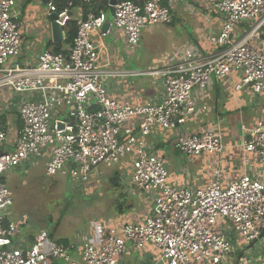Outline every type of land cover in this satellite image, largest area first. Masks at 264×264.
<instances>
[{
	"label": "built area",
	"instance_id": "obj_1",
	"mask_svg": "<svg viewBox=\"0 0 264 264\" xmlns=\"http://www.w3.org/2000/svg\"><path fill=\"white\" fill-rule=\"evenodd\" d=\"M65 1L62 11L51 1L46 5V16L56 15L62 30L73 20L69 15L73 2L83 8L95 0ZM204 1L221 21L219 33L206 38L214 53L202 57L185 49L178 62L143 74L100 66L92 37L109 23L108 32H121L132 53L140 47L143 29L171 23L163 0L109 5L111 22L104 11L81 14L67 54L43 51L35 66L18 63L21 25L16 0H0V91L25 97L18 106L22 128L13 150L0 154V264H119L128 246L143 250L147 245L160 253L156 264H226L259 240L264 230V122L242 129L241 165L256 163L258 177L245 173L232 180L221 172L219 159L204 188L174 186L162 158L148 147V137L157 129L174 132L175 150L184 156L220 158L224 152L220 134L184 131L197 113L193 91L205 93L235 74L236 93L264 94V0ZM142 75L162 77L160 101L132 105L113 98L103 85L106 77ZM6 141L0 125V147ZM43 156L46 177H68L83 191L104 180V170L125 160L130 168L127 185L152 197L151 214L140 223L109 229L100 244L81 238L65 245L44 230L30 241L21 235L24 216L10 219L13 201L4 180L10 170Z\"/></svg>",
	"mask_w": 264,
	"mask_h": 264
},
{
	"label": "crops",
	"instance_id": "obj_2",
	"mask_svg": "<svg viewBox=\"0 0 264 264\" xmlns=\"http://www.w3.org/2000/svg\"><path fill=\"white\" fill-rule=\"evenodd\" d=\"M43 1L16 0V10L21 25V49L18 57V62L21 66H35L41 52L46 50L51 51L56 46H59L61 50H65L64 41L67 30H63L62 42L54 43L49 17L46 16L47 7ZM50 1L52 2V0ZM179 4L180 2L176 3V0H166L165 5L171 13V25L175 23V12ZM41 6L45 8L43 9ZM192 6H194L193 9H183L182 11V13L190 17V25L192 26L191 35L186 34L184 37L177 36L174 35V32L164 29V33L171 43V54H166L162 59L153 57L152 55L150 58L145 56L142 61H137V56L132 57L127 50L123 34L114 30H109L108 32V29H105L95 33L92 37L98 50L99 65L109 71L118 70L150 74L181 60L185 49H191L202 57L214 53L215 48L206 42V38L219 33L221 21L218 16L210 12L204 0H195ZM83 10L84 8L76 5L72 11L75 15L73 19L79 20L81 14H83ZM106 14H108V22H111V13L108 12ZM157 41H159V38H157ZM148 50H150V47ZM132 59L135 62L137 61L135 67L137 65L145 67L134 68L132 70L130 67ZM143 77L148 79L138 82L132 81V79ZM136 78L106 77L103 79V85L113 98L127 101L132 105H143L150 101L157 102L163 98L164 84L162 77L158 75H142ZM238 79V75L232 74L224 83L212 84L205 93H199L197 90L193 91L192 95L197 105V113L185 124L184 131L189 134H196L201 130H208L220 134L224 152L220 158L207 154L204 157H190L195 158L194 161L202 160L200 164L202 169L200 171H193L194 173L188 174L187 170L183 167L177 168L175 172L166 170L168 182L171 185H186L192 190L204 188L213 178L214 170L217 167L216 163L219 159L221 161L219 166L221 172L232 180L240 178L245 173L252 176L255 175L254 177L259 176L256 163L252 162L248 168H244L241 165V157L243 156L241 144L243 128L252 127L257 121L264 122V94L254 95L246 90L236 93L235 87ZM23 99L25 97L12 92L0 91V125L7 134V141L0 147V154L13 150L14 141L22 128L18 106ZM147 141L151 151L162 158L164 167L168 164V160L172 162L170 159V157L173 159L171 153L172 151L177 152L175 150L174 132L154 129L151 131ZM43 157L47 161V157ZM32 165L33 163L24 164L14 172L24 171L26 173L30 167H33ZM168 165H172V163ZM121 177V173H119L120 184L122 185L123 182L125 190V196L123 194L124 198L133 197V193L142 194L148 203L146 206L136 205L130 201V205L132 206L128 204L129 206L125 209L123 208L122 201L116 202L115 214L109 215L108 218L90 221L85 229L77 231L74 234L72 240L69 241L64 237H54L51 233L52 239L65 245L75 244L81 238H86L92 244H100L109 229H119L125 224L140 223L149 217L154 205L152 197L147 200L146 193L134 192L127 183L125 184ZM127 177L129 178V175ZM37 233L28 232L24 234V237L31 241ZM73 257L76 258V254H73ZM159 257V251L152 246L147 245L141 251H135L131 246H128V252L121 256L119 264H128L126 259L130 264H156ZM226 264H264V230L257 242L251 244L246 250L237 252L235 259L230 260Z\"/></svg>",
	"mask_w": 264,
	"mask_h": 264
},
{
	"label": "rangeland",
	"instance_id": "obj_3",
	"mask_svg": "<svg viewBox=\"0 0 264 264\" xmlns=\"http://www.w3.org/2000/svg\"><path fill=\"white\" fill-rule=\"evenodd\" d=\"M177 2H180V4L175 12L174 25H157L141 31L140 47L130 53L132 57L137 56V61H142L145 56L150 58L151 55L162 59L163 56L170 53L171 43L166 37L164 29L174 32V35L177 36L184 37L186 34H192L190 17L182 11L183 9H193L192 4L195 0H176ZM186 4L188 5L186 6ZM41 7L45 8L44 6ZM157 38H159V41H157ZM149 47L150 50H148ZM137 61L135 62L134 59L130 61L132 70L145 67L142 65L135 67ZM146 79L148 78L143 77L132 79V81L138 82ZM171 154L173 159L170 157L172 162L168 160V164L172 163V165L167 164L168 166H165L167 171L172 170L175 172L177 168L183 167L190 174L194 173L193 171L202 169L200 165L202 160L194 161L195 158L174 151ZM204 156L205 154L201 155V157ZM45 161L44 157L39 159L26 173L10 170L6 174L5 184L13 201V206L8 212L10 213V219L11 217L15 219L24 215L27 226L21 231L23 237L25 233L44 230L48 234L52 233L54 237H64L70 241L73 239L74 234L85 229L90 221L108 218L109 215L115 214L116 202L122 201L125 209L131 204L130 201L136 205L146 206L148 204L142 194L133 193V197L124 198L123 182L119 188H113L109 183L108 180L113 172L121 173L123 181L128 183L129 178L127 176L130 168L125 160L117 165L112 172L104 170V180L101 182L98 180L96 185L89 187L86 191L77 187L68 177H46ZM146 197L147 200L151 199L148 195ZM127 213L129 212L127 211ZM127 252L128 248L125 253ZM126 261L130 264L127 259ZM56 264L63 263L58 261Z\"/></svg>",
	"mask_w": 264,
	"mask_h": 264
},
{
	"label": "trees",
	"instance_id": "obj_4",
	"mask_svg": "<svg viewBox=\"0 0 264 264\" xmlns=\"http://www.w3.org/2000/svg\"><path fill=\"white\" fill-rule=\"evenodd\" d=\"M117 3L122 2V1H126V0H116ZM133 1V0H132ZM135 1V0H134ZM52 4H54L57 8L58 11H62L64 8L67 7V2L65 0H52ZM166 4V0L163 1V5ZM110 5V0H95L93 2V4L91 6H84V10H83V15H85L87 12H94V13H98L100 11H104L106 13L110 12L112 13V8L109 7ZM77 20L73 19L67 27V34H66V39H65V50H61L59 48V46L55 47L53 50H51L52 53L55 54H63L66 55L67 54V50L73 42V39L75 37L76 34V30H77ZM50 51V50H49ZM5 181V180H4ZM109 183L111 184V186L113 188H119L120 187V178H119V173L117 172H113L112 175L109 178ZM49 236L52 238V234L50 233Z\"/></svg>",
	"mask_w": 264,
	"mask_h": 264
},
{
	"label": "water",
	"instance_id": "obj_5",
	"mask_svg": "<svg viewBox=\"0 0 264 264\" xmlns=\"http://www.w3.org/2000/svg\"><path fill=\"white\" fill-rule=\"evenodd\" d=\"M43 2H44V4L47 5L49 3V0H44ZM116 4H117V1L116 0H110V6L111 7H114ZM76 5L77 4L75 2H73L72 3V8L76 7ZM69 15L72 18L75 17L74 13H70ZM49 21H50V25H51V30H52V36H53L54 43H61L62 42V39H63V30L55 22L56 21V15H54V14L50 15L49 16ZM108 27H109V23H106L103 26L102 30L108 29ZM59 128L60 129H63V126L62 125H59Z\"/></svg>",
	"mask_w": 264,
	"mask_h": 264
}]
</instances>
